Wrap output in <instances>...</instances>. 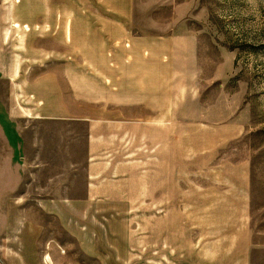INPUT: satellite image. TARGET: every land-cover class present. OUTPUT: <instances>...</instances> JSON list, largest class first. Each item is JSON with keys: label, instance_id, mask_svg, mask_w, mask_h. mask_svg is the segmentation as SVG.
<instances>
[{"label": "rangeland", "instance_id": "1", "mask_svg": "<svg viewBox=\"0 0 264 264\" xmlns=\"http://www.w3.org/2000/svg\"><path fill=\"white\" fill-rule=\"evenodd\" d=\"M7 2L9 5L17 2L12 13L20 24L12 21V27L30 29L38 24L40 27L37 31L39 47H34L33 51L29 47L27 52L26 46H31V40L26 45L28 33H23L24 55L39 60L34 66H40L41 73L46 72L49 61L58 62L62 70L56 65L57 77L71 80L72 84L71 89L67 86L57 92L70 94L75 101V97H79L75 94L82 86L73 76L64 73L62 63L76 59L72 51L80 48L84 53L92 54L90 48L96 44L112 45L118 38L136 44L138 34L135 28L123 32L120 27H104L102 20L105 17L99 15L95 7L88 6L85 0ZM86 10L92 13L86 15ZM151 17L150 23L144 22L153 30L170 31L181 37L180 41L187 40L186 49L178 50L184 61L190 58V64L183 63L177 55L176 75L181 78H175V84H172L169 71L167 88L169 201L175 196L180 204L179 207L169 205L167 215L169 227L175 231L177 226L182 235L179 261L181 264H205V260L228 264L233 261L234 256L228 259L222 255L234 251L238 240L234 245L233 238L223 235L230 226L227 222L230 216L236 214L233 211L241 209L216 203L224 192L223 185L240 182L238 176H243L246 168L249 202L245 222L241 221L238 229L246 226L250 245L248 264H264V0H176L175 6H163ZM140 20L143 21V17ZM65 46H70V51H66ZM71 56L74 57L71 59ZM31 66L29 63L25 67ZM68 67L79 76L78 69ZM86 70L95 72L94 68ZM109 70L113 75L117 74L111 66ZM122 87L124 91L128 89L125 83ZM82 98L89 103L97 102L95 86L89 84L87 95ZM0 103H5L4 96ZM159 118L160 113L153 111L152 120L159 122ZM65 130L63 125H57V142L63 141ZM31 131L32 135H37L36 130ZM155 134L158 140V129ZM150 140H155L154 134ZM154 152L159 157L158 145ZM24 162L32 169V165L40 161ZM7 166L6 160H0V168ZM159 171V158L150 161L145 165L144 174L151 176H146L145 182L153 178L152 182L158 184ZM24 180L17 192L0 191V264H50L46 262L48 255L52 258L51 264H160L159 208L113 209L121 216L122 222L114 225L117 232L111 246L105 243L109 254L103 260L84 254L76 256V243L67 237L56 219L45 215L36 206H8V199L21 194H26L29 199L39 196L38 192L27 191L31 176L27 175ZM38 183L36 180L35 186L40 187L36 185ZM172 185H178L182 190L178 193L171 191ZM214 185V189L207 188ZM0 187L4 186L0 184ZM227 193H231L229 188ZM207 195L212 199L210 206L207 205ZM198 197L202 203L199 207L197 202L196 206L193 203ZM229 197L225 200L231 206ZM125 215L129 221L124 224ZM27 217L30 222H23ZM228 231L230 236L235 234L230 229ZM197 232L200 233L201 249L207 245L203 237L215 239L210 248L213 255L208 251L203 255L197 253V247L191 244L196 240ZM67 242L69 246L65 245ZM62 248L71 256L55 255ZM125 255L127 258L123 259Z\"/></svg>", "mask_w": 264, "mask_h": 264}, {"label": "crops", "instance_id": "2", "mask_svg": "<svg viewBox=\"0 0 264 264\" xmlns=\"http://www.w3.org/2000/svg\"><path fill=\"white\" fill-rule=\"evenodd\" d=\"M85 1L105 17L102 20L104 27H120L123 32L135 28L138 36L136 44L118 38L112 45L105 42L96 44L90 48L92 54L84 53L80 48L72 51L76 59L71 56L72 62L62 63L64 73L73 76L76 83L82 86L75 94L79 96L75 97V101L72 95L57 92L67 86L70 88L72 84L71 80L57 77L56 65L62 70L58 62L49 61L46 72L41 73L40 66H34L39 64V60L23 53L24 32L29 34L26 45L31 40V46H26L27 52L29 47L32 51L34 47H39V24L30 29L12 27V21L20 24L12 13L17 2L9 5L7 0H0V86H3L0 87V98L4 96L5 101L0 103V160L8 162L6 168H0V184L5 187H0V191H19L25 183L24 177L30 175L27 191L38 192L39 196L29 199L26 194H21L8 199V206H36L42 209L45 215L57 220L67 237L74 240L78 248L76 256L84 254L102 260L109 254L105 243L111 246V240L116 237L114 225L122 222L121 216L114 210L159 208L160 264H181L179 240L182 235L177 226L175 231L172 226L169 227L167 215L169 205L180 206L175 196L169 201L167 88L169 71L172 73V84L178 77L177 55L183 63H189L190 58L184 61L182 52L178 50L186 49L187 40L184 37L180 41L181 37L174 36L170 31L161 33L159 28L153 30L144 22L150 23L157 9L175 6L176 0ZM87 10L86 15L92 13ZM142 17L143 21L140 20ZM68 47L65 46L66 51H70ZM29 63L33 66L26 68ZM66 65L78 69L79 76ZM110 66L117 70L116 75L109 70ZM93 68L94 74L86 70ZM123 83L128 87L126 91L123 90ZM89 84L95 86V103L82 98L87 95ZM153 111L160 113L159 122L152 120ZM57 125L66 129L63 141L59 142ZM153 129L155 133L159 130L158 140ZM31 130H36L37 135H32ZM152 134L155 136L153 142L150 140ZM157 145L159 157L154 152ZM158 158L159 183L152 182L153 178L145 182V177L151 176L144 174L145 165ZM30 160L40 162L32 165L31 169L24 162ZM137 169L140 171L137 172ZM243 172L244 177L238 176L240 182L223 185L224 192L216 203L218 206L222 204L241 209L233 211L236 214L230 216L227 221L230 226L223 235L233 238L234 245L238 240L234 251L222 255L228 259L234 256L228 264H248L250 245L246 226L238 229L240 222H245L249 202L247 169ZM36 180L39 182L36 185L40 187L35 186ZM171 187V191L176 193L182 190L181 187L178 189V185ZM197 188L200 191V187ZM207 188L214 189L215 185ZM228 188L231 193H227ZM229 195L231 206L225 200ZM207 197V205L210 206L212 199L210 195ZM195 202L198 207L202 204L200 197L193 201L196 206ZM125 217L124 224L129 221V217ZM23 222L30 220L27 217ZM228 229L235 234L230 236ZM196 236L191 244L197 247V253L203 255L208 251L213 255L210 248L215 239L203 237L207 245L201 249L200 233L197 232ZM67 254L71 256L64 248L55 253L63 257ZM213 262L216 263L215 260H205V264Z\"/></svg>", "mask_w": 264, "mask_h": 264}, {"label": "bare ground", "instance_id": "3", "mask_svg": "<svg viewBox=\"0 0 264 264\" xmlns=\"http://www.w3.org/2000/svg\"><path fill=\"white\" fill-rule=\"evenodd\" d=\"M46 262H49L50 264L52 263V258H51V256L50 255H48V257L46 258Z\"/></svg>", "mask_w": 264, "mask_h": 264}]
</instances>
